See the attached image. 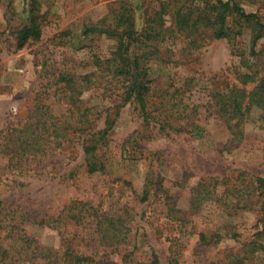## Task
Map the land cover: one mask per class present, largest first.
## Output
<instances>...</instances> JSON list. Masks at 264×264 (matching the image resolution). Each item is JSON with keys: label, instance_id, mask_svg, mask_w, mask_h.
Wrapping results in <instances>:
<instances>
[{"label": "rangeland", "instance_id": "rangeland-1", "mask_svg": "<svg viewBox=\"0 0 264 264\" xmlns=\"http://www.w3.org/2000/svg\"><path fill=\"white\" fill-rule=\"evenodd\" d=\"M31 1L0 0V253L19 248L27 236L39 247H69L78 254L110 255L119 262L120 255L100 245L94 220L84 213L80 224L67 218L51 223L68 205L83 203L100 214L128 210L130 239L140 264H147L151 253L167 264L168 248L174 240L178 264H228L230 254L252 240L257 231L258 207L244 205L256 200L253 178L264 177V129L256 121L247 122L241 128V138L234 139L223 120L208 109L214 94L226 86L250 92L264 76L263 69L257 80L243 83L242 76L250 70L245 69L240 56L250 52V30L245 29L237 40L241 52L236 53L229 41L212 39L207 29L199 27L193 36L176 29L179 8L183 13L194 12L209 0H37L41 39L17 50L15 32L26 24ZM262 1L239 0L247 13L257 12ZM123 7L132 9L134 36L139 42L130 52L139 57L137 72L144 69L140 74L149 82L151 104L172 86L186 88L201 106L203 137L164 134L157 123H143L135 103L112 108L118 104L115 93L102 95L103 89L93 88L81 99L94 110L95 131L106 127L107 116L114 120L96 152L104 172L86 173L76 141L61 147L48 142L35 157L32 151H25L12 158L13 143L24 140L26 125L64 112L66 101L60 96L63 83L59 76L92 74L96 72L95 60H104L114 51V39L83 36L84 28L115 24L114 12L123 11ZM189 37L197 38L192 46L187 43ZM255 50L262 59L264 39ZM256 69L253 67V72ZM38 110L46 117L41 113L36 116ZM260 115L261 109L253 107L251 117ZM150 174L148 200L140 203L131 192L141 196ZM210 179L221 183L215 192L220 200L236 198L239 208L223 211L221 202L207 201L197 212L192 211L196 188L209 190L206 183ZM75 206L77 210L84 207ZM183 216L187 223L178 228L174 221ZM214 225H230L240 237L197 248L198 234ZM262 258L259 253L257 259L243 264H264ZM18 262L12 264H29ZM0 264L10 263L0 260Z\"/></svg>", "mask_w": 264, "mask_h": 264}, {"label": "trees", "instance_id": "trees-1", "mask_svg": "<svg viewBox=\"0 0 264 264\" xmlns=\"http://www.w3.org/2000/svg\"><path fill=\"white\" fill-rule=\"evenodd\" d=\"M27 12V13H26ZM26 24L15 32V47L22 50L30 42H38L42 36L41 16L38 13V1L32 0L30 9L26 11ZM196 15V16H195ZM161 17V16H160ZM115 24L90 25L84 28L83 36L97 35L106 36L116 41V46L109 57L104 60L96 59L93 63L96 72L82 77L61 74L58 78L63 83L60 96L64 97L66 107L60 116L47 115L38 110L36 116L41 113L46 117H39L22 130L25 138L15 140L11 150L12 158L25 151H32L33 157L43 151L46 143H54L58 146L69 145L76 141L80 145L83 154V161L86 173L93 175L105 171L104 164L97 157L96 152L100 143L105 140L107 132L114 123L107 116L106 127L103 130L95 131L96 120L91 117L94 110L83 105L81 96L91 89H103L102 95L107 92L115 93V101L118 103L112 108L119 109L128 103H135L138 106L139 114L144 124L153 121L159 125L160 132L164 134H185L194 138H202L205 133L203 124L200 123L199 115L201 106L197 105L186 88L172 86L165 91L159 101L151 104L149 82L145 75L137 72L139 68V57L135 52H130L132 45L138 44L134 36V20L132 9L123 7V11L114 12ZM175 27L181 34L193 36L199 27L211 32L212 39H226L232 46V52L240 53L237 40L243 35L245 29L252 34L250 52L246 56L241 52V62L250 73L244 74L243 83L247 84L257 80L255 77L264 69V55L257 53L255 46L258 41L264 39V0L257 12L247 13L241 6L239 0H209L202 8L194 12L183 13L179 8L175 12ZM151 32L148 33V36ZM147 41V40H146ZM197 42V38L189 37L188 45ZM244 54V55H243ZM253 67L258 68L253 72ZM252 68V69H251ZM215 99V100H214ZM214 101L209 104V111L214 112L223 120L225 128L234 139L241 138V128L247 122L256 121L264 129V76L256 81L254 88L248 92L236 86H226L219 94H214ZM253 107L261 109V115L255 119L251 117ZM118 113V112H117ZM35 126V129L33 130ZM32 131L31 135L28 133ZM36 134L37 136L33 137ZM12 144V142H11ZM35 144V146H34ZM34 146V149H33ZM159 177V175H158ZM255 190L258 191L256 200H250L244 206L255 205L258 209L257 231L252 240L244 243L237 252L230 254L228 264H243L246 261L257 259L259 253L263 254L264 261V177L253 178ZM151 174L146 177L141 196L134 191L132 196L138 202L144 203L148 200L151 190ZM219 181L208 180L206 183L209 190L196 188L191 204V210L197 212L203 202H221L220 207L226 211L229 207L239 208V200L233 198H222L215 192L220 185ZM254 190V189H253ZM253 190L250 191L252 196ZM260 191V192H259ZM75 205L84 206L77 210ZM243 206V207H244ZM2 202L0 200V209ZM88 207V208H87ZM126 209V208H124ZM171 212V211H169ZM92 218L95 224L97 240L100 245L110 248L111 254L121 256L119 262L110 258V255L98 256L97 254H78L69 247L58 249L39 247L32 239L25 236L19 243V248L4 250L0 253V260H7L10 264L14 261L29 264H140L136 261V246L130 239L131 220L126 209L120 214H100L98 209L83 203H72L68 205L54 224L62 218H67L76 224H80L84 215ZM186 217L177 218L174 223L178 228L186 225ZM261 223V226H259ZM240 237L234 227L230 225H214L211 230L198 234V247L204 249L216 245L222 240H236ZM169 258L167 264H178L177 243L172 241L168 248ZM256 254V255H255ZM18 262V263H19ZM147 264H161L157 254L151 253ZM210 264H219L218 262Z\"/></svg>", "mask_w": 264, "mask_h": 264}]
</instances>
